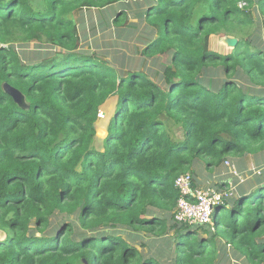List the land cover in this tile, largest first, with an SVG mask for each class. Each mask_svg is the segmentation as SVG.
Masks as SVG:
<instances>
[{
	"label": "trees",
	"instance_id": "16d2710c",
	"mask_svg": "<svg viewBox=\"0 0 264 264\" xmlns=\"http://www.w3.org/2000/svg\"><path fill=\"white\" fill-rule=\"evenodd\" d=\"M128 2L144 23L141 56L165 58L157 81L142 71L122 76L80 50L75 14ZM107 19L99 27L118 35L141 26L126 25L124 10ZM242 28L263 41L264 0H0V45L26 39L59 49L28 59L0 47V264H165L121 236L130 230L154 251L153 238L167 251L174 242L173 264L212 262L217 240L262 264L264 169L248 191L228 193L213 230L174 222L175 179L188 173L197 187L196 162L210 169L264 152V45ZM221 34L237 39L227 55L209 49ZM114 96L97 151V116Z\"/></svg>",
	"mask_w": 264,
	"mask_h": 264
},
{
	"label": "rangeland",
	"instance_id": "374dc122",
	"mask_svg": "<svg viewBox=\"0 0 264 264\" xmlns=\"http://www.w3.org/2000/svg\"><path fill=\"white\" fill-rule=\"evenodd\" d=\"M105 11L97 10H81L75 14L74 18L78 27L79 37L81 39L80 50L94 53L101 61L107 62L114 66L122 76H126L128 70L142 71L147 73L153 81H157L160 73L161 66L165 63V58L150 57L144 58L141 56V50L143 49L142 41L144 38V30L138 19L133 17V14L137 10L134 4L129 7V2L122 6V4L110 7ZM120 10H124L127 15L126 25L138 24L141 25L138 31L131 33H116L113 29L106 30L99 27V22L104 17L112 18L115 13ZM253 16L257 18V11L252 12ZM260 28V27H259ZM123 29V28H121ZM255 29H258L255 27ZM254 32L250 28H242V35L244 38L250 39L252 45L260 47L264 45V39H258L256 35L253 38H249ZM13 39V38H12ZM11 39V40H12ZM233 40H237L232 35H218L213 36L209 42V49L219 55H227L233 48ZM20 40L16 39L15 42L8 45H0V47L13 46L15 50L20 54L21 58L34 59L41 56H49L53 51L59 50L58 48H51L47 45H40L37 42H29L25 39L27 44L19 43ZM109 102V103H108ZM108 103V105H107ZM116 107V97H111L100 108V117L95 124V140L93 148L97 151L103 150V140L107 136L108 121L112 118ZM174 138L181 139L183 131L179 127H174ZM228 163L220 164L217 167H210L207 169L204 161L196 162L192 167L195 183L200 188H210L217 193L227 194L232 193V199H235L238 192L241 190H249L254 186L256 177L259 171L264 169V152L257 155H247L241 158H235L229 156L226 160ZM227 167V168H226ZM222 184H227L224 187H220ZM216 210L212 213L211 222L213 225V219L215 218ZM55 226V223L52 225ZM51 229V228H50ZM202 229L197 230V234L200 235ZM5 231L0 230V240L5 236ZM123 238L134 246L141 254L150 256L153 259L162 261L165 264H173L172 245L170 250L167 251L165 242H162L161 238H153L152 246L155 249L150 248L149 241L145 234L138 235L135 231L130 230L126 233H122ZM137 236L136 239H133ZM203 239L205 235L201 234ZM264 240V236L261 238ZM135 244V245H133ZM143 245V246H142ZM215 258L212 262L207 261L206 258L201 264H250L240 255L236 243H228L226 240H217L215 244ZM264 264V262L262 263Z\"/></svg>",
	"mask_w": 264,
	"mask_h": 264
},
{
	"label": "built area",
	"instance_id": "2783aa9c",
	"mask_svg": "<svg viewBox=\"0 0 264 264\" xmlns=\"http://www.w3.org/2000/svg\"><path fill=\"white\" fill-rule=\"evenodd\" d=\"M174 187L180 195L174 210V222L188 227L208 226L213 230L212 213L223 205L227 194L217 193L210 188L193 187L188 173L177 177Z\"/></svg>",
	"mask_w": 264,
	"mask_h": 264
},
{
	"label": "water",
	"instance_id": "95a60500",
	"mask_svg": "<svg viewBox=\"0 0 264 264\" xmlns=\"http://www.w3.org/2000/svg\"><path fill=\"white\" fill-rule=\"evenodd\" d=\"M234 43H233V48L236 46L237 44V40H233ZM4 90L7 94H9L10 96L13 97V99L15 100V102L20 105V106H23L24 105V99L23 97L21 96V94L19 92H17L16 90L10 88L8 85H4ZM6 237L3 236V239L0 240L3 241Z\"/></svg>",
	"mask_w": 264,
	"mask_h": 264
},
{
	"label": "crops",
	"instance_id": "0c3cea01",
	"mask_svg": "<svg viewBox=\"0 0 264 264\" xmlns=\"http://www.w3.org/2000/svg\"><path fill=\"white\" fill-rule=\"evenodd\" d=\"M109 103V102H108ZM108 103H107V105H108Z\"/></svg>",
	"mask_w": 264,
	"mask_h": 264
}]
</instances>
